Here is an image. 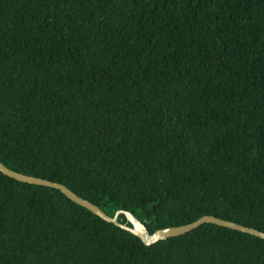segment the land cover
Here are the masks:
<instances>
[{
	"label": "trees",
	"instance_id": "1",
	"mask_svg": "<svg viewBox=\"0 0 264 264\" xmlns=\"http://www.w3.org/2000/svg\"><path fill=\"white\" fill-rule=\"evenodd\" d=\"M0 161L150 232L264 231V0H0ZM0 264H264V239L145 244L0 171Z\"/></svg>",
	"mask_w": 264,
	"mask_h": 264
},
{
	"label": "water",
	"instance_id": "2",
	"mask_svg": "<svg viewBox=\"0 0 264 264\" xmlns=\"http://www.w3.org/2000/svg\"><path fill=\"white\" fill-rule=\"evenodd\" d=\"M0 171L19 181H23L31 184L50 186L59 189L70 200L87 208L92 213L98 215L102 219L108 222H112L113 224L125 230L130 231L131 233L138 236L141 239V241L145 244H151L161 239H166L171 236L181 235L196 228L202 223H214L231 229L253 234L264 239V231L262 230L232 220L224 219L212 214H203L190 222L179 225L165 226V227L157 228L154 231L150 232L146 227V225L141 220H139L132 212L124 209H118L111 216L107 214L104 210H102L97 204L93 203L92 201L86 198L81 197L80 195L72 191L70 188H68L66 185H64L61 182L52 181L46 178L12 170L7 166H5L1 161H0ZM120 213L124 214L126 221L129 222L130 225H128L126 222H121L118 220V215Z\"/></svg>",
	"mask_w": 264,
	"mask_h": 264
}]
</instances>
